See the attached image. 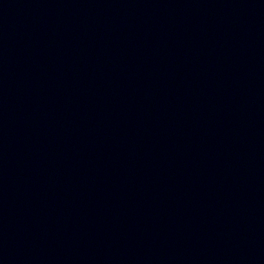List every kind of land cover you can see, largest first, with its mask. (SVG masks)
<instances>
[{
    "label": "water",
    "instance_id": "1",
    "mask_svg": "<svg viewBox=\"0 0 264 264\" xmlns=\"http://www.w3.org/2000/svg\"><path fill=\"white\" fill-rule=\"evenodd\" d=\"M264 85V0H0V107Z\"/></svg>",
    "mask_w": 264,
    "mask_h": 264
}]
</instances>
